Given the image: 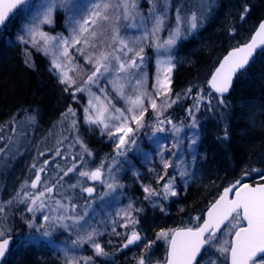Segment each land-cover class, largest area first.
<instances>
[{"label": "snow or ice", "instance_id": "obj_1", "mask_svg": "<svg viewBox=\"0 0 264 264\" xmlns=\"http://www.w3.org/2000/svg\"><path fill=\"white\" fill-rule=\"evenodd\" d=\"M211 8L212 0H198L195 4L192 0H177L175 4L173 0H146L143 7L140 0H87L86 3L82 0H0V27L15 10L19 9L24 14L27 22L22 25V34L17 36L19 44L24 46V63L35 69L29 46L43 52L45 56L51 55L49 71L63 86L62 91L77 103L78 93L88 94L84 122L99 127L101 134L115 137L117 156L127 155L137 144L136 133L145 127L153 129V136L159 132L170 133L174 137L170 146L157 145L160 171L149 169L155 173L154 184L159 186L141 184L143 199L165 212L162 202L179 195L177 177L186 184V178L190 175V165L180 159L178 154L182 151L194 153V146L199 142L198 132L185 137L181 135L183 129L199 128L197 113L201 111L202 105L207 111L214 110L213 99L218 105H226L224 97L230 91L234 75L248 65L257 47L264 46V21H261L250 41L230 51L215 69L207 82L212 90L206 94L207 100L203 90L194 91V86L187 87L183 92H175L172 73L176 63L173 50L178 41L202 26ZM57 10L66 14L67 36H52L42 30V26L54 23ZM249 12V6L243 4L239 20L244 21ZM170 17L174 18V26ZM124 30H137L139 34L128 36ZM165 32L166 37H162L161 33ZM230 34L234 35L235 29L230 30ZM149 48L156 58V73L151 83L146 71L151 60L147 53ZM101 81L112 86L115 98L124 102L123 108L113 103L110 93L101 86ZM93 88L103 94V99L92 91ZM183 99L192 100L191 106L185 107L190 123L183 120L176 123L167 114ZM149 111L152 113L151 123L145 120ZM75 116L76 110L69 105L62 119L70 121L71 128L77 130V122L72 119ZM28 120L35 122V116L30 115ZM12 123H16L15 119ZM4 130L5 126L0 125V133ZM10 132L12 135L7 138L0 135V141H4L0 145V158L16 154L12 150L16 148V137L21 133L14 126L10 127ZM185 138L189 141L186 148ZM65 139L67 137L57 141L51 160L44 159L40 163L33 161V178L30 182L25 180L6 204H23L30 214L21 217L29 229L26 236L17 241L21 247L32 246L39 241L51 244L54 233L62 229L61 235L76 234L71 241L73 248L88 245L93 253L77 257L68 255L67 250H64L62 264H95L97 257L111 255L100 241L108 225L104 224V231L99 226L89 225L85 217L91 201H87L84 210L78 212L77 208L81 206L73 200L71 193L78 188L81 193L92 197L95 188L88 186V181L104 184L108 189L104 195L114 193L123 186L118 183L110 167L105 179L103 161L94 169L87 167L83 154L92 156V153L79 136L75 137V144L80 145L81 151L71 156V163L64 166L55 164L54 175L49 177V165L56 157L65 161L69 159L60 147ZM223 139H228L227 128L224 129ZM73 146L70 144L69 148ZM165 152L169 156H165ZM40 156H45V152L39 151L36 159ZM150 158L151 152L145 151L144 159ZM174 158L179 162L174 163ZM77 159L80 163H76ZM112 159L115 162V157ZM168 169L173 171L169 173ZM70 174L78 177L75 183L65 180ZM28 188L35 191H27ZM230 193L234 198H229ZM142 211L143 208L134 207L130 202L127 208L116 213L119 221L113 219L111 222V235L122 237L117 251L133 245L140 247L136 264H201L198 257L201 260L206 258V264H264V184L252 187L238 180L224 188L223 193L209 206L206 218H194L197 222L195 226L157 233L156 240L163 239L168 245L163 261L153 259L151 250L156 240L145 238L137 228L140 221L135 213ZM6 217V206L0 204V264L13 243L10 235L12 227L2 226L3 218ZM117 227L126 231L121 233ZM107 243L112 244L113 241L109 239ZM212 249L220 256H213L210 252ZM220 257L224 260L221 261Z\"/></svg>", "mask_w": 264, "mask_h": 264}, {"label": "trees", "instance_id": "obj_2", "mask_svg": "<svg viewBox=\"0 0 264 264\" xmlns=\"http://www.w3.org/2000/svg\"><path fill=\"white\" fill-rule=\"evenodd\" d=\"M260 1L264 6V0ZM176 2L177 0H173L174 4ZM17 32L18 24L15 17L11 18L9 23L0 31V125L5 126V132L11 133L10 127H13L22 118L30 115L35 116V122L30 131L35 134L40 132L45 136L46 143L44 145L48 147L45 156H40L42 159H38L37 163L44 159L51 160L52 158L48 154L50 149L54 148L52 146L57 144L59 139L67 137L60 147L69 156V159L65 161L61 157H56L49 165L48 176L51 177L55 172V164L64 166L66 163H71V156L79 153L81 149L73 139L75 133L71 129L70 121L62 119L67 109L60 111V108H57L61 102L60 99L63 98L60 94L56 95V89L44 83L46 79L49 82L46 75L43 74V70L47 66L46 60L41 55L34 53L32 62L35 64V69L26 65L21 57L20 46L15 42ZM227 49L213 48L192 54L189 64L180 67L176 74L174 91L183 92L187 87L194 86V91L203 90L207 100L206 94L211 92L207 82L201 83L194 76L202 73V71L209 75ZM39 79L43 83H40ZM63 95L68 97V95ZM212 95L215 97L214 94ZM224 99L226 105H218L213 99V111H207L202 105L201 111L197 113L199 142L197 146H194L196 150L194 163L197 176L193 182L178 185L179 201L183 204V209L174 229L195 226L197 222L194 218L196 216L203 217L208 204L219 195L222 188L238 180L241 183H252L261 179L262 173H264V114L258 116L257 113L264 111V49L251 61L246 70L238 74L232 91ZM191 104V99H183L174 105L167 114L176 123H179L180 120L185 121L187 120L185 119L187 116L185 107L191 106ZM253 105L257 108L254 109ZM71 106L76 110V116L72 119L80 120L81 107ZM250 107L252 110H249ZM243 117L246 118L245 122L241 119ZM238 118L241 120L231 125V122ZM14 119L15 124L12 123ZM225 128L228 130L227 140L223 139ZM17 129L22 133L19 127ZM2 134L0 133V135ZM70 144L74 146L69 148ZM93 145L94 143L87 144L92 156L83 154L84 159L90 169L99 166L103 161L105 177L109 167L120 164V160L127 157V155L117 156V149L111 151L107 145L92 147ZM96 150H101L103 154L95 157L93 152ZM113 157H115V162ZM76 163H80V161L77 159ZM253 169L257 171H253ZM70 175L73 176L72 180L69 179L71 176L66 177L65 180L75 183L78 177L74 174ZM87 185L95 188L92 197H89L87 193H81L78 188L71 193L73 200L81 206L77 208L78 212L84 210L83 206L87 201H91L87 210L92 212L91 209L97 208V198H101L100 193L102 192L99 191L101 185L98 181H88ZM27 191L35 190L28 188ZM5 206L7 217L3 218L2 226L12 227L10 235L13 243L7 259L2 264H46L45 261L51 258V252L54 256L56 255V251L53 248L50 249L52 247L50 243L39 241L28 247H21L17 243L29 232L21 218L22 215H30L26 212L25 205L13 204L9 206L6 204ZM101 210H96L95 213ZM97 217H104V215ZM98 222L101 223L100 219ZM161 250H163L161 260L163 261L165 248Z\"/></svg>", "mask_w": 264, "mask_h": 264}, {"label": "rangeland", "instance_id": "obj_3", "mask_svg": "<svg viewBox=\"0 0 264 264\" xmlns=\"http://www.w3.org/2000/svg\"><path fill=\"white\" fill-rule=\"evenodd\" d=\"M82 2H87V0H82ZM142 7L146 5V0H140ZM192 3H198V0H192ZM260 0H212V8L207 12L206 18L201 27L196 31L192 32L191 35H188L186 38L178 41L176 48L173 50L175 53V63L176 67L172 73L173 77V89L175 90V77L179 72L180 67H184L189 64L191 55L197 52H202L206 50H211L213 48L224 49L232 48L239 42H245L246 38L251 34V31L255 28L257 19L263 16L264 6L261 4ZM243 4H247L250 8L246 19L244 21L239 20L240 10ZM146 8L144 11L146 12ZM15 20L18 24V32L15 37V42H18L17 36L22 34V25L27 21L24 14L19 11L15 16ZM174 18L170 17V22H173ZM174 26V22H173ZM235 29V34H230V30ZM42 30L48 32L52 36L57 34H62L67 36L69 34L67 23H66V14L63 11L57 10L54 13V23L52 25L42 26ZM124 34L128 36H136L139 34L137 30H124ZM167 33H161L162 37H166ZM182 41H184L182 43ZM21 57L25 61L24 46L20 45ZM31 51V61L34 53H37L46 60L47 66L43 70V74L46 75L47 79L45 84H49L55 90L56 95L60 94L63 99H60L59 105L57 108H60V111L67 109L69 105H74V107H81L80 120L77 122V130H73L75 133L73 139L76 136H79L80 139L87 145L89 143L95 142L92 147H97V145H107L112 151H116V146L114 143L115 137L110 138L107 134H101V130L96 125H88L84 122V108L87 106V101L89 96L87 93H78L77 100H72L69 98L68 93L62 91V85L57 82V77L49 71L51 55L45 56L43 52L37 51L36 48L29 46ZM148 55L151 57V60L146 68V71L149 75V83H151V78L156 73V58L155 53L151 48L147 49ZM72 75V73H70ZM201 83L208 81V75L205 71L194 76ZM40 83H43L41 79L38 80ZM101 86L110 93V96L113 100V103L117 107H124V102L115 98V93L112 92V86L106 84L104 81H101ZM97 95L101 96L103 99V94L96 88L92 89ZM59 92V93H58ZM68 95V97L64 96ZM170 110V109H169ZM187 119V116L185 117ZM145 120L152 122V113L149 111L148 115L145 116ZM184 121V120H183ZM34 122H29L28 117L25 116L14 127H19L22 130V133L16 137L17 144L16 148H13L15 155H8L6 157L0 158V204L6 205V202L14 196L17 190H19L20 185L24 183L25 180L32 179L34 169H31V165L36 159L39 151H46L48 147L44 144L46 141H42L43 137L40 132L36 134L33 131H30L32 124ZM185 123H190V121L185 120ZM135 127V125H133ZM198 129L193 130L185 127L181 135L185 137L191 136L197 132ZM153 129L151 127H145L136 133L137 144L131 148L128 152L126 159L120 160V164L112 165V172L115 175L118 183L123 187H118L116 192L109 195H104L108 192V189L104 184L99 182L101 188L99 191L102 198H97V208L91 209L92 212L88 211V215L85 217V220L92 227L99 226L102 231H104V224L108 225L105 235L100 237V241L104 244L106 251L111 255L109 257H97L95 264H136V257L140 255V247L133 245L122 251H117L119 248L122 237H115L111 235L112 220L116 219L119 221V217L116 216V213L121 209L127 208L128 204L133 203L134 207L143 208V211L140 213H135L139 218V225L137 228L141 231L142 236L150 240H156V235L161 230H173L174 225L182 212L183 204L179 201V195L176 197H170L168 200L162 202L163 207L166 211L161 212L158 207H153L149 201L144 200V193L141 188V184L153 183L155 182V173L150 172V168H155L157 172L160 171L159 156L156 155L157 145H167L170 146L174 137L170 133H159L157 132L155 136L152 135ZM11 133L3 132L2 136L7 138ZM12 135V134H11ZM188 139L184 140V147L188 145ZM4 141H0V144H3ZM52 144V143H50ZM57 144H54L49 151L48 156L52 158L54 149ZM79 145V144H78ZM147 145V146H144ZM62 146V144L60 145ZM80 146V145H79ZM18 149V152H17ZM150 151L151 158L144 159V152ZM196 152V150H195ZM194 152V153H195ZM95 157H99L103 154L101 150H96ZM194 153L188 151H182L178 154L180 159H183L186 163L190 165L188 171L190 173L187 177V183L193 182L197 176V170L195 169V163L193 159ZM47 154V152H46ZM165 156H169V153L165 152ZM39 159H42L39 157ZM99 159V158H98ZM179 162L174 158V163ZM169 173L173 169H168ZM108 175V174H107ZM107 175L105 179H107ZM71 176V175H70ZM73 176L69 179L72 180ZM262 178V177H261ZM167 179V177L165 178ZM264 179V178H262ZM88 183V182H87ZM163 183V181H161ZM185 185L184 181H181L177 177V191L178 185ZM154 186H159L155 185ZM103 206H102V205ZM106 204V205H105ZM102 209L100 212L95 213V211ZM83 211V210H82ZM39 216V214H37ZM104 217H97L103 216ZM100 219L101 223L98 222ZM39 222V221H37ZM5 227V226H3ZM117 231L123 233L126 231L124 228L117 227ZM62 229H58L52 237V243L50 249L53 248L56 251L54 256L51 252V258L45 261L46 264H62L64 260V250H67L68 255L75 256H89L92 255L91 248L88 245H83L79 248H73L71 241L75 239V233H72L69 236L68 233H61ZM220 235V234H219ZM218 235V236H219ZM111 239L112 244H108L107 241ZM49 243L48 241H45ZM165 241L163 239L156 240V243L153 245L151 250L154 260L161 261L163 258V250L165 246ZM162 247V248H161ZM52 250V251H53ZM213 256H220L218 252H215L214 249L210 250ZM201 264H206V258L201 260ZM220 260L223 261L224 258L220 257Z\"/></svg>", "mask_w": 264, "mask_h": 264}, {"label": "water", "instance_id": "obj_4", "mask_svg": "<svg viewBox=\"0 0 264 264\" xmlns=\"http://www.w3.org/2000/svg\"><path fill=\"white\" fill-rule=\"evenodd\" d=\"M17 10H19V9H17ZM17 10H15L13 13H11V14L9 15L8 19L5 21V24L9 21V18H10V17H11V16H12ZM261 21H264V17L260 20V22H261ZM260 22H259V23H260ZM259 23H258V24H259ZM5 24H4V25H5ZM4 25H3V26H4ZM3 26H2V27H3ZM2 27H0V29H1ZM257 27H258V25H257ZM257 27H256V28H257ZM254 34H255V30L253 31L252 35L250 36V38H249L246 42H249L250 39H251V37H252ZM246 42H245V43H246ZM243 44H244V43H243ZM243 44H240V45H238V46H236V47L242 46ZM236 47H235V48H236ZM263 48H264V46L257 47V49L255 50L254 55L250 58L249 62H250V61H251V60L257 55L258 51H260V50L263 49ZM233 49H234V48L228 50V51L224 54V57H225L230 51H232ZM224 57H223V58H224ZM223 58H222V59L219 61V63L215 66V69L219 67V64L223 61ZM248 64H249V63H248ZM246 68H247V66H246L244 69L239 70V71L234 75V77H233V81H232V86H231V88H230V91H229L227 94H225V97H226L227 95H229V93L232 91V87H233V85H234V83H235V81H236V76H237L239 73L243 72ZM215 69H214V71L211 73V75L209 76V78H208L209 80L211 79L212 74H214ZM208 87H209V85H208ZM209 89H210V87H209ZM210 90H211V89H210ZM214 94H215V93H214ZM263 184H264V183H263ZM230 185H231V184H230ZM257 185H258V184L252 185V187H255V186H257ZM250 186H251V185H250ZM225 188H226V187H225ZM223 190H224V189L221 190V193H220L219 195H221V194L223 193ZM229 198H234L233 195H232L231 193L229 194ZM217 199H218V198H217ZM214 202H215V200L213 201V203H214ZM211 204H212V203H211ZM211 204H210V205H211ZM210 205H209V206H210ZM209 206H208V208H209ZM208 208L205 210V212H204V217H203V218H206V213H207V211H208ZM201 222H202V221H201ZM218 234H219V233H218ZM11 246H12V245H10V248H11ZM6 257H7V255H6ZM6 257H5V259H6ZM5 259H4V261H5ZM197 259H198V261H199V257H198ZM4 261H3V262H4ZM3 262H2V263H3Z\"/></svg>", "mask_w": 264, "mask_h": 264}, {"label": "bare ground", "instance_id": "obj_5", "mask_svg": "<svg viewBox=\"0 0 264 264\" xmlns=\"http://www.w3.org/2000/svg\"><path fill=\"white\" fill-rule=\"evenodd\" d=\"M65 100H66V99H65ZM65 100H64V102H65ZM251 103H252V102H251ZM253 108L256 109L257 106H254V105H253ZM249 110H252V108L250 107ZM263 112H264V111H260L259 113H257V115L260 116V115L264 114ZM241 119L243 120V122L246 121V118H245V117H243V118H241ZM241 119L238 118L237 120H234V122H231V125L234 124V123H238V121L241 120ZM41 135H42V134H41ZM42 136H43V135H42ZM44 137H45V136H43V137L41 138V140L45 142V138H44ZM93 143L95 144V142H93ZM93 143H92V144H93ZM110 150H111V149H110ZM111 151H112V150H111Z\"/></svg>", "mask_w": 264, "mask_h": 264}]
</instances>
